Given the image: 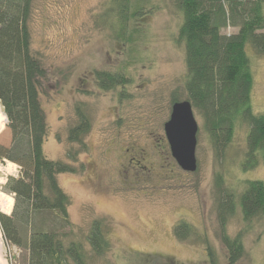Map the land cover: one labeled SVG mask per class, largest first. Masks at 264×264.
<instances>
[{"label": "rangeland", "instance_id": "374dc122", "mask_svg": "<svg viewBox=\"0 0 264 264\" xmlns=\"http://www.w3.org/2000/svg\"><path fill=\"white\" fill-rule=\"evenodd\" d=\"M119 1L34 0L32 6V50L48 73L40 95L48 125L44 152L72 169L59 175L70 199V225L61 229L66 241L81 242L89 264H198L209 260L208 246L225 264L218 214L221 175L237 196L227 232L242 234L247 254L240 264H264V217L247 223L239 204L245 181L264 183L263 160L244 169L248 127L236 128L221 155L195 111L198 167L184 171L164 130L174 94L187 99L185 49L178 41L182 14L175 0H124L129 10L120 17ZM251 66L252 104L264 114V54L252 53ZM97 71L119 72L127 80L104 90ZM80 112L88 117L90 130L75 141L69 133ZM7 124L6 115L0 144L9 147ZM21 172L18 164L0 160V192L14 201L11 210L0 204L7 214L13 212L15 197L5 192V184ZM96 220L103 221L110 242L102 255L91 253L87 240ZM180 221L193 228L187 240L175 234ZM2 238L7 264H23L24 249L6 242L3 233Z\"/></svg>", "mask_w": 264, "mask_h": 264}, {"label": "trees", "instance_id": "16d2710c", "mask_svg": "<svg viewBox=\"0 0 264 264\" xmlns=\"http://www.w3.org/2000/svg\"><path fill=\"white\" fill-rule=\"evenodd\" d=\"M33 2L0 0V102L12 135L9 147L0 144V160H10L22 170L21 176H11L5 184V192L14 194L15 206L11 214L0 210V228L6 242L24 249L23 264H89L84 245L67 242L66 232L61 230L70 225V199L59 175L72 169L44 152L48 125L40 95L48 73L32 50L29 22ZM118 6L119 16L126 18V2L120 0ZM175 6L182 14L178 41L185 49L186 100L202 117L221 155L232 143L236 128L248 127L243 160L248 171L260 161L259 152H264V114L252 104L251 66L252 53L264 54V0H175ZM228 26L237 31L223 33ZM95 77L104 90L127 80L119 72L97 71ZM177 97L174 94L172 103L180 101ZM89 130L90 121L80 112L70 139L79 141ZM217 184L222 191L218 214L220 239L227 250L225 264H240L247 254L242 234L230 236L227 232L237 210L236 192L224 186L221 175ZM244 184L239 204L243 219L251 223L264 217V183L248 179ZM192 230L187 221L175 226L180 240L189 239ZM87 240L94 255L109 249L103 221L92 224ZM207 252L209 260L198 264H222L211 246Z\"/></svg>", "mask_w": 264, "mask_h": 264}, {"label": "water", "instance_id": "95a60500", "mask_svg": "<svg viewBox=\"0 0 264 264\" xmlns=\"http://www.w3.org/2000/svg\"><path fill=\"white\" fill-rule=\"evenodd\" d=\"M172 156L187 172L198 167L196 148L199 124L195 110L189 100L176 101L172 105L169 120L164 125Z\"/></svg>", "mask_w": 264, "mask_h": 264}, {"label": "bare ground", "instance_id": "6f19581e", "mask_svg": "<svg viewBox=\"0 0 264 264\" xmlns=\"http://www.w3.org/2000/svg\"><path fill=\"white\" fill-rule=\"evenodd\" d=\"M0 116H6V115L4 113H2V114H0ZM3 120H5V119H0V126H1V122H3ZM13 202L14 201L10 196L0 192V204L3 206V208H5L6 210H11ZM4 250H5V247H4V243H3L2 233L0 230V264H3V262L6 261V258L4 256Z\"/></svg>", "mask_w": 264, "mask_h": 264}, {"label": "flooded vegetation", "instance_id": "af4514ba", "mask_svg": "<svg viewBox=\"0 0 264 264\" xmlns=\"http://www.w3.org/2000/svg\"><path fill=\"white\" fill-rule=\"evenodd\" d=\"M259 153H260V157H261L260 160H263L264 161V159H263L264 158V152L260 151Z\"/></svg>", "mask_w": 264, "mask_h": 264}, {"label": "clouds", "instance_id": "9594fccd", "mask_svg": "<svg viewBox=\"0 0 264 264\" xmlns=\"http://www.w3.org/2000/svg\"><path fill=\"white\" fill-rule=\"evenodd\" d=\"M0 119H6V116H0ZM3 264H7V262L4 261Z\"/></svg>", "mask_w": 264, "mask_h": 264}]
</instances>
